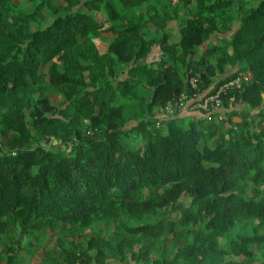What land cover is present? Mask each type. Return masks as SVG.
<instances>
[{"label": "trees", "instance_id": "obj_1", "mask_svg": "<svg viewBox=\"0 0 264 264\" xmlns=\"http://www.w3.org/2000/svg\"><path fill=\"white\" fill-rule=\"evenodd\" d=\"M27 1L0 0V264H48L44 234L67 264H264V0Z\"/></svg>", "mask_w": 264, "mask_h": 264}, {"label": "rangeland", "instance_id": "obj_2", "mask_svg": "<svg viewBox=\"0 0 264 264\" xmlns=\"http://www.w3.org/2000/svg\"><path fill=\"white\" fill-rule=\"evenodd\" d=\"M251 2L254 3V5H258L260 3L261 0H250ZM14 2L17 4L18 6V10L20 11H24V12H31V7H30V4L27 0H14ZM41 16L43 17V19H45V21H47L49 19V15H48V12L47 11H42L41 12ZM96 18L98 19V21L102 22V23H105V20H104V17L102 14H96ZM109 25V24H106V26ZM176 24L173 25V27H175ZM177 38L178 36L175 35ZM112 41L111 39V36L109 35H102V38L101 40H98L97 41V45H98V48L101 50V51H104L106 46L108 44H110V42ZM204 48H201V51L203 50ZM229 70V69H227ZM226 73H228V71H226ZM248 79H250V76L249 75H246ZM221 77H216L215 80L217 81L218 79H220ZM194 81V80H193ZM147 97H152V93H146ZM199 100L201 98H198ZM51 101L55 104V105H61V102H62V96L59 92H55L51 95ZM186 104V105H185ZM136 109H134V107L132 106H129L126 108V117L131 118V116L134 117V114L137 113ZM173 108L172 106H169L167 107L166 110L164 111H160L158 107L155 108V114L157 116H159L160 118L162 119H167L169 117H171L172 115L174 116L175 114H179L181 117H185V116H188V117H191V116H194V115H201V111L200 109L196 108V107H189L187 106V103H185L184 100L181 101V104H180V109L178 108L177 109V112H173ZM129 124L133 125L135 120L134 119H129ZM220 120V118H219ZM217 120V121H219ZM56 140H53L50 145L52 144H56ZM112 229V227H111ZM203 236H202V241H206V238L208 236H212L213 234H211L210 232H203ZM82 235L84 236H87V238L91 237L93 235V232H89V231H83L82 232ZM60 236V235H59ZM50 237V234H44L39 243L36 245L35 249H34V252H33V255H32V262L33 263H41L44 259L47 260V263L48 264H67L64 262L63 258H60L58 256V252L60 251V246H59V243H58V239L57 241L55 240L53 242V245L50 249V246L48 249H50L49 253H47L48 255H44V250H45V247H43V244L48 241ZM63 242L65 243H69V242H73L74 238L73 237H70V236H67L65 234H63ZM80 239V238H79ZM81 240V239H80ZM79 241V240H78ZM162 242H164L161 247H160V250L164 251L165 253H167L170 257L173 256V252H178L179 249L182 247L181 245H179L177 243V240L174 239V241L172 239H169L168 236L165 237V240H163ZM156 251V250H155ZM259 249L256 247L255 248V252H258ZM155 253H152V255H154Z\"/></svg>", "mask_w": 264, "mask_h": 264}, {"label": "built area", "instance_id": "obj_3", "mask_svg": "<svg viewBox=\"0 0 264 264\" xmlns=\"http://www.w3.org/2000/svg\"><path fill=\"white\" fill-rule=\"evenodd\" d=\"M249 79L247 76H243L240 78L235 79L234 81L228 83L224 87H222L219 92L216 95L208 96L202 100H200V103L196 105V108L205 111V112H219L221 109V99H220V93L224 92L227 88H235L240 87L243 81H248ZM195 81L192 82L193 86ZM186 98H183L185 100Z\"/></svg>", "mask_w": 264, "mask_h": 264}]
</instances>
